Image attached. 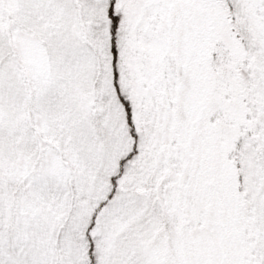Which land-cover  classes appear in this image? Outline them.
Listing matches in <instances>:
<instances>
[{"label":"snow or ice","instance_id":"obj_1","mask_svg":"<svg viewBox=\"0 0 264 264\" xmlns=\"http://www.w3.org/2000/svg\"><path fill=\"white\" fill-rule=\"evenodd\" d=\"M0 264H264V0H0Z\"/></svg>","mask_w":264,"mask_h":264}]
</instances>
